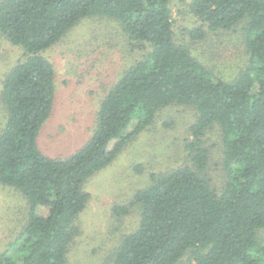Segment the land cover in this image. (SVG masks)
<instances>
[{
  "label": "trees",
  "instance_id": "obj_1",
  "mask_svg": "<svg viewBox=\"0 0 264 264\" xmlns=\"http://www.w3.org/2000/svg\"><path fill=\"white\" fill-rule=\"evenodd\" d=\"M181 1L198 25L179 26L172 0H0V35L23 53L1 81L0 184L19 190L29 212L24 253L15 261L2 252L0 264H69L86 180L172 104L195 111L184 143L191 164L151 174L113 205L116 219L136 211L139 220L109 264H179L184 256L193 264H264V0ZM85 17L118 22L131 50L145 54L104 95L92 138L66 158L50 157L36 141L54 97L55 71L41 53ZM180 30L193 41L240 31L244 67L231 78L215 74L178 39ZM211 129L222 158L219 184L207 174Z\"/></svg>",
  "mask_w": 264,
  "mask_h": 264
},
{
  "label": "rangeland",
  "instance_id": "obj_2",
  "mask_svg": "<svg viewBox=\"0 0 264 264\" xmlns=\"http://www.w3.org/2000/svg\"><path fill=\"white\" fill-rule=\"evenodd\" d=\"M172 7L179 26L198 25L196 17L187 13L185 2L172 0ZM178 9L180 12H176ZM177 37L189 44L192 52L219 76L231 78L244 67L247 53L240 31L208 32L204 39L193 41L180 30ZM129 44L118 22L85 17L41 53L55 71L52 108L36 138L42 152L66 158L92 138L104 95L124 70L145 54L144 49L131 50ZM22 58V49L0 35V89L6 71ZM6 118L7 110L0 97V130ZM194 120L195 111L189 106L172 104L159 109L148 127L112 162L86 180L84 189L89 198L75 219L79 232L68 245L69 264H109L122 235L134 230L139 220L136 211L116 219L113 205L125 203L137 189L145 187L151 174L191 164L184 143L190 137L188 126ZM134 126L132 120L126 132ZM211 130L206 142L211 147L207 174L213 183L219 184L222 158L219 146L212 144L216 142V131ZM28 213L20 191L0 184V253L15 261L24 253L20 247ZM39 213L45 215L46 209L40 208ZM259 233L264 240V230ZM193 263L184 256L179 264Z\"/></svg>",
  "mask_w": 264,
  "mask_h": 264
}]
</instances>
